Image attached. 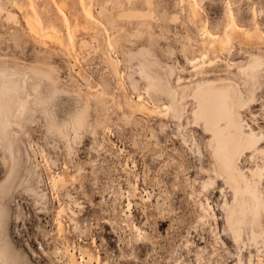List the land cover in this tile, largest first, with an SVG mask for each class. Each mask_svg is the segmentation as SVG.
I'll return each mask as SVG.
<instances>
[{
    "label": "rangeland",
    "instance_id": "1",
    "mask_svg": "<svg viewBox=\"0 0 264 264\" xmlns=\"http://www.w3.org/2000/svg\"><path fill=\"white\" fill-rule=\"evenodd\" d=\"M179 1L153 0L157 21L139 24L117 17L130 7L125 0H0V72L14 80L32 76L36 90L30 83L27 89L39 98L24 116L11 118L9 139H0V183L12 172L0 242L11 240L21 260L264 264V245L250 240L249 224L240 244L228 230L233 183H226L209 136L194 123L192 99L208 79L234 81L245 95L253 87L255 114L244 107L240 119L245 132H264L254 120L264 118V70L248 80L228 65L264 59V0ZM133 3L132 9H148L143 0ZM189 4L199 13L193 22ZM6 11L17 19L7 20ZM27 18L54 38L45 37V46L34 41ZM194 40L231 46L212 72H193L194 62L210 56L194 52ZM135 103L171 106L169 119L143 113ZM77 110L85 112L82 127L74 120ZM261 146L245 161L240 157L235 172L264 168ZM259 187L264 196V176Z\"/></svg>",
    "mask_w": 264,
    "mask_h": 264
},
{
    "label": "bare ground",
    "instance_id": "2",
    "mask_svg": "<svg viewBox=\"0 0 264 264\" xmlns=\"http://www.w3.org/2000/svg\"><path fill=\"white\" fill-rule=\"evenodd\" d=\"M125 1L130 7L134 4L133 2H135V0ZM143 2L148 8L147 10H135L130 7L127 8V6L126 9H121L122 11L117 13V17L122 20H136L137 22L139 21V24L157 21L154 10H152L154 7L153 0H143ZM179 2L180 5H184L185 0H180ZM121 3L123 2L121 1ZM16 8L18 7L16 6ZM1 11L2 9L0 7V12ZM87 16L90 17L89 15ZM198 16L199 13H197L194 6L189 4L188 22H193ZM6 19L15 20L17 18L15 14L7 12ZM176 21L177 15H174L171 19V23L174 24ZM25 22L28 26V33L31 38L42 46L47 44L44 41L45 37L46 39H51V37L54 38L51 33L40 34V27L37 28L38 26L32 22L31 18H27ZM208 37L216 39V36L210 33H208ZM230 37L233 38L232 35H230ZM55 38H58V36H55ZM224 42L225 41H216L212 44L211 42L206 44L204 42L199 43L196 40L192 41L191 43L195 46L194 52L199 51V48H201L205 56H211H209L206 61L194 62L193 68L196 69H194L193 72H197V70L201 68H208L209 72H212L216 66L218 67L219 58L222 57L221 55L224 53L226 47L231 46V42L228 40L226 43ZM81 44L84 45L86 42L82 41ZM252 48L258 49L260 47L253 45ZM233 58H235L234 55L231 59ZM107 59L114 71H116L117 63L109 55H107ZM263 60V58L254 56L252 61L246 66L236 63L228 65L236 66L239 72L248 76V80H250L255 78L256 72L264 70ZM245 82H247V80ZM29 83L31 86L33 85V78L30 75L24 74L21 78H18V80H14L10 74L0 72V139H9V127L12 124L11 118H20L24 116L29 110L30 103H37L39 98L37 99L31 96V93L27 89ZM32 88L36 90L34 86H32ZM246 90L247 95L243 93L238 83L221 78L219 80L208 79L203 83H199L192 94V99L196 104V109L193 111V118L194 123L201 124L205 134L209 136L207 146L212 148L219 172L224 173L226 183H233L230 187L232 188L236 203H234L233 206L230 205L226 210V222L233 241L237 244L243 242V239L240 241L243 226L249 224L251 231L250 240L255 245H258L259 241L264 245V230H262L264 226V196L262 195L263 191L260 190L259 187V183L263 178L261 175V169L263 167H258L257 169L252 168L250 169V174L247 175L239 167H236V172L234 168L235 162L238 161L240 157H242L241 161H245V157L250 153L249 140L251 139V134H255L253 129H250V132H245L246 129H243L242 120L240 119V112L244 107H248L247 110H249V114H255L253 110L257 104L254 102L256 89L248 86ZM260 92L264 93V88H262ZM139 100L140 99H138V101ZM134 106L139 111L162 121L169 119L168 112L171 106L162 109L148 107L145 103H135ZM85 118L84 111L77 110L75 112L74 120L77 126L82 127L85 123ZM254 120L259 126H264V118L259 115H257ZM260 134L261 133L255 134V136L258 138ZM262 144H264V142L257 141V151L263 150ZM237 173L239 177H237ZM197 174L199 177H202L199 172ZM167 176L168 175H166V177ZM11 177L12 172L8 175L5 182L0 183V221L3 214L5 216L7 215L6 207L3 204V195L9 192L10 183H12L10 180ZM206 184H211V180L207 181ZM227 204L228 203L225 202V205ZM201 205L205 211L208 212L210 210L205 204L201 203ZM164 223L165 220H161L159 226H163ZM58 226L60 229L62 223L58 222ZM0 255H6L13 264H29L18 257L11 240L4 243L0 242ZM72 256L74 257V254ZM249 264L252 263L250 262Z\"/></svg>",
    "mask_w": 264,
    "mask_h": 264
},
{
    "label": "snow or ice",
    "instance_id": "3",
    "mask_svg": "<svg viewBox=\"0 0 264 264\" xmlns=\"http://www.w3.org/2000/svg\"><path fill=\"white\" fill-rule=\"evenodd\" d=\"M258 140L264 142V132H262L258 138L255 134H251V139L249 140L250 151L255 152ZM261 175L264 176V168L261 169ZM0 264H13V262L9 260L6 255H0Z\"/></svg>",
    "mask_w": 264,
    "mask_h": 264
}]
</instances>
